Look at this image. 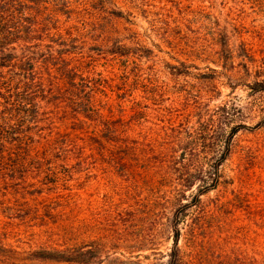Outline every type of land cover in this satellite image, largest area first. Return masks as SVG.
Here are the masks:
<instances>
[{
    "label": "trees",
    "instance_id": "1",
    "mask_svg": "<svg viewBox=\"0 0 264 264\" xmlns=\"http://www.w3.org/2000/svg\"><path fill=\"white\" fill-rule=\"evenodd\" d=\"M132 1L145 5L0 0V191L37 203L23 197L15 210L0 202V214L17 211L65 228L78 207L79 175L91 178L97 169L86 164L108 160L122 173L128 199L140 195L142 185L149 191V183L160 185L162 193L151 194L162 195L174 211L168 264H181V223L203 195L219 187L233 138L248 127L233 123L227 105L206 110L194 125L165 126L163 118L174 119L178 102L169 98L171 104L160 108L163 88H155L156 74L146 75L142 67L152 51L128 45L131 39L115 27L116 21L132 22L119 7ZM164 72L182 73L175 65ZM254 90L264 92V82ZM250 212L252 264H264V201L255 199ZM75 248L20 251L0 243V264L80 263Z\"/></svg>",
    "mask_w": 264,
    "mask_h": 264
},
{
    "label": "rangeland",
    "instance_id": "2",
    "mask_svg": "<svg viewBox=\"0 0 264 264\" xmlns=\"http://www.w3.org/2000/svg\"><path fill=\"white\" fill-rule=\"evenodd\" d=\"M144 1L119 4L132 22L116 21L115 27L131 39L128 45L152 51L142 67L146 75L156 74L155 88H163L160 108L171 104L169 98L178 102L174 119L163 118L165 126L194 125L206 110L227 105L233 123L248 127L233 138L219 187L203 195L181 223V264H252L250 211L255 199L264 201V92L254 90L264 82V0ZM166 65L177 66L181 76L166 75ZM86 165L97 171L91 178L79 175L78 207L65 228L6 209L0 243L20 251L76 247L81 261L20 264H168L174 211L162 195L151 194L162 193L160 185L149 183L152 191L142 185L141 194L128 199L122 173L108 160ZM119 186L124 188L117 192ZM23 197L37 204L32 196L0 191V202L14 209Z\"/></svg>",
    "mask_w": 264,
    "mask_h": 264
}]
</instances>
